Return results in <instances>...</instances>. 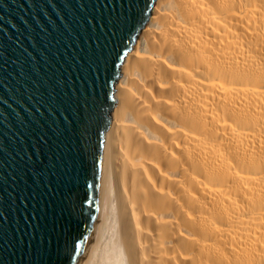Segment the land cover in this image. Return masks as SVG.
<instances>
[{
  "label": "bare ground",
  "instance_id": "obj_1",
  "mask_svg": "<svg viewBox=\"0 0 264 264\" xmlns=\"http://www.w3.org/2000/svg\"><path fill=\"white\" fill-rule=\"evenodd\" d=\"M114 89L77 264H264V0H156Z\"/></svg>",
  "mask_w": 264,
  "mask_h": 264
},
{
  "label": "water",
  "instance_id": "obj_2",
  "mask_svg": "<svg viewBox=\"0 0 264 264\" xmlns=\"http://www.w3.org/2000/svg\"><path fill=\"white\" fill-rule=\"evenodd\" d=\"M156 0H0V264H77L114 86Z\"/></svg>",
  "mask_w": 264,
  "mask_h": 264
}]
</instances>
